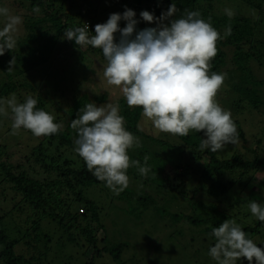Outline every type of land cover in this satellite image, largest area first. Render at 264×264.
<instances>
[{
    "label": "trees",
    "instance_id": "1",
    "mask_svg": "<svg viewBox=\"0 0 264 264\" xmlns=\"http://www.w3.org/2000/svg\"><path fill=\"white\" fill-rule=\"evenodd\" d=\"M11 1L14 2L10 4L16 2ZM25 1L29 2L26 8L32 12L31 21H22L23 29L20 33L25 34L24 38L19 39L18 35L14 34L18 39L15 45L18 47L17 51H6L0 56V72L8 81L0 86V99H9V95L16 92L25 97V91L28 89L35 93L31 85L16 82L14 78L22 77L25 73L41 67L53 70L49 77L44 79L51 85V88H47L52 91V94L49 93L51 98L55 99L58 91L61 96L65 95V81L77 84L75 79L66 80V77L73 75L76 68L83 70L81 68L85 57L93 54L105 60L100 49L79 47L73 41L65 39L66 30L87 24L89 31L95 34V25L105 23L110 14H122L126 7L136 13L137 20H140V12L145 10L158 18L174 2L178 9L174 18H181L187 11H198L222 36L225 28L231 26V35L217 41V52L211 60L210 71L221 73L224 68L234 67L229 78L234 80V77L238 76L239 80L234 82L231 90L222 85L223 92L218 97L226 99L227 94H231L230 108L242 106L240 108L247 109L256 117V135L253 138L257 140L256 145L259 146L262 142L259 138L264 139V120L257 116L261 114L259 110L264 105V90L260 89L264 86V80L258 79L250 67L255 64L264 70V0H225L226 6L217 11L214 10L212 0H113L99 12L86 0ZM22 3L23 0H20L15 9L25 7ZM34 7L39 8L38 13L33 11ZM226 10H231L232 15H227ZM148 25L140 20L137 29L143 30L149 27ZM125 26V22L121 21L120 27ZM152 26L156 27L154 24ZM62 52L68 54L63 64L58 60ZM13 58L14 66L9 70V61ZM37 95L39 93L36 91L35 96ZM51 98L48 103L52 107ZM89 102H94L97 106L111 103L105 94L94 97L88 96L87 93L75 94L72 105L63 116L64 129L57 134L42 136L41 142L25 154L18 151L9 153L4 145H0V193L11 197L12 203L4 201L13 204L12 210L5 213L1 207L7 205L0 203V264H98V258L108 252L103 245L106 237L97 208L93 201L84 197V192L92 187H103L112 191L104 182L96 179L74 151L76 132L70 126L71 121L77 118L79 110ZM116 104L119 105L127 130L135 137H143L166 146L165 142L143 133L140 125V107L130 108L125 100ZM43 105L44 101L41 99L37 107L41 109ZM235 126L238 133L237 142L246 143L247 138H252L253 133L247 128L244 132L239 121L235 122ZM176 136L184 144L183 148L177 147L176 151L181 153L183 158L188 150L191 157L188 158L190 165H178L175 169L174 180L181 184L186 179H189L191 184L196 181L194 192L197 196L205 195L217 200L216 205L212 207L201 204L199 207L203 216L189 217L190 223L207 225L212 230L225 220L231 219L238 209H245L249 214L248 204L251 200L264 203V195L258 196L253 184L257 179V189L264 188V159H259L257 150L250 151L253 157L251 161L238 150L232 152L229 157L219 158L218 151L200 150L203 132L191 131L187 136ZM50 140L57 143L55 155L52 156L45 153L48 147L44 146V143ZM235 146L236 143L228 144L223 149L229 153ZM142 150L153 160H137L139 167L153 165L156 159L146 147H142ZM15 157L19 159L13 166L7 160ZM157 168L165 186L168 187L173 176H170L167 170L164 171L162 166ZM191 169L197 177L189 178ZM127 192L128 190L124 189L119 194ZM232 193L234 198L231 201L228 196ZM222 198H229L231 205L223 204L226 201ZM217 206L221 207V213L218 216L213 214L215 218L212 219L211 212ZM243 230L251 237L260 231L264 232V223L256 220L251 227ZM258 247L263 248L264 244ZM122 251L123 246L119 245L109 253L115 261H119Z\"/></svg>",
    "mask_w": 264,
    "mask_h": 264
},
{
    "label": "clouds",
    "instance_id": "2",
    "mask_svg": "<svg viewBox=\"0 0 264 264\" xmlns=\"http://www.w3.org/2000/svg\"><path fill=\"white\" fill-rule=\"evenodd\" d=\"M33 11L38 13L39 8L34 7ZM177 11L174 2L158 18L147 10L141 11L140 20L155 23L156 27L138 30L140 20L126 7L122 14H110L105 23L95 25V34L83 24L66 30L64 38L76 46L102 51L107 85L119 90L128 107H140L142 116L155 130L178 136L203 132L200 150L216 152L238 139L231 112L216 100L226 74L210 71L217 41L231 35V26L225 28L222 36L198 11H187L181 18H174ZM226 14L231 16V10H226ZM0 18L3 56L16 45L14 34L22 17L0 6ZM121 21L126 24L123 28ZM14 61L15 58L9 61V70ZM37 104L38 99L32 95L20 103L9 101L13 134L25 129L40 137L61 130L62 125ZM4 112L0 102V114ZM70 126L76 132L74 151L111 191L119 194L128 187L130 166H137L141 174L148 171L139 167V161L130 159L129 150L138 146L139 140L127 130L118 104L97 106L89 102ZM248 208L253 217L264 223V203L251 200ZM210 235L215 242L208 255L215 264H242L245 259L248 264H264V248L258 247L235 220L227 219L213 227Z\"/></svg>",
    "mask_w": 264,
    "mask_h": 264
},
{
    "label": "rangeland",
    "instance_id": "3",
    "mask_svg": "<svg viewBox=\"0 0 264 264\" xmlns=\"http://www.w3.org/2000/svg\"><path fill=\"white\" fill-rule=\"evenodd\" d=\"M86 1L89 2L94 10H98L99 12L103 7L111 4L113 0ZM212 1L215 11L218 9L220 10V8L223 9V7L226 6L225 0H221L222 3H219L220 0ZM12 2L14 1L0 0V6L7 7L14 15L21 16L22 21H31L32 12L30 10L28 11L26 8L29 2L27 3L23 0L22 4L25 7L19 9L15 8H17V4L19 5L20 0H16L14 4H10ZM97 18L99 19V17ZM2 24L3 19L0 18V26H2ZM152 24L156 25L155 23ZM152 24L148 26L155 27L152 26ZM21 25L18 27L19 30L15 33V35H18L19 39L25 36L24 33H20V30L23 29ZM17 49L18 47H14L11 51L15 52ZM67 57L68 54L62 52L58 60L63 64ZM85 58L86 60L83 62L81 68L83 70L76 68L73 75L66 77V80L75 79L77 84L80 83L82 85L65 81V95L61 96L60 91H58L55 99L51 98L52 91L47 89L51 88V85L48 81L44 80L53 72L52 69L41 67L25 73L22 77L14 78V81L26 82L35 89V93L33 92L34 94L29 89L25 91V97L27 95H32L38 99V102L42 99L44 105L41 109L51 114L55 118L54 121H58L57 123L62 125L61 129H64L65 126L63 116L72 105L75 94L87 93L88 96L92 95V97L105 94L113 104L118 103L120 100H125L119 90L113 86L107 85L104 79L103 67L106 65V60H101L93 54ZM250 67L258 79L264 80V70L258 68L255 64H251ZM233 69L234 67L231 66L221 70V73L226 74L223 85L228 88L232 87L234 82L239 80L238 76L234 77V80H230V71H233ZM7 82V77L0 72V86ZM231 89L232 88L229 90ZM260 89L264 90V86L260 87ZM36 91L39 93L37 96H35ZM222 92L223 88L221 87L216 95L217 102L222 108L231 112L234 123L239 121L244 132L248 129L253 135L252 138H247L246 143L240 141L236 142V146L232 148L230 152L228 151L229 153H227V150L224 151V149L218 150L217 156L219 158H226L229 157L232 152L234 153L238 150L251 161L253 157L250 155V151L257 150L259 159L263 160L264 139L259 138V140H262L259 146L255 143L257 140L253 139L256 135V117L251 115L247 109L240 108L242 106L238 108H233L231 106V108H233L231 109L229 105L231 94H227L226 99L225 97L219 98L218 95ZM49 93L51 94L49 95ZM22 96L23 95L16 92L9 95V99H0V102H3L5 108V112L0 114V145H4L9 153H14V151H18L22 154L28 153L33 146L38 145L39 141L41 142L42 140V136H34L29 130L25 129H20L13 134L9 101L14 100L17 103L23 102L25 97ZM46 96L51 98L54 107L49 106V98H45ZM259 113H261L257 115L260 116L259 119L261 118L264 120V105L260 108ZM140 125L141 129L144 131L143 133H146L145 135L153 137L158 141L165 142L166 146L139 137L138 146H134L129 150L128 154L130 159L133 161L146 158L147 160H153L147 153L143 152L142 147H146L148 152L151 153V156L157 161L154 160L153 165L143 166L148 169L144 174H141L136 166L129 167L127 170L129 183L126 188L128 192L125 194L121 193L114 195L113 191H107L103 187H92L86 189L84 192V197L93 201L97 208L99 221L104 227V236L106 237V241L103 245L108 249V252L105 256H100L98 258V264H215V261L208 255L209 247L215 242L214 238L210 235L211 229L207 225L199 226L190 223L188 219L194 216L202 217L203 212L199 206L204 204L207 207H212L216 205L217 200L205 195L197 196L194 192L196 181H193V184H191L189 179H186L185 182L181 184L180 182L178 183L177 180H174L175 169L178 165H190L188 163V158L191 157L188 154V150H186L185 155L182 156L184 159L181 158V153L176 151L177 147L183 148L184 146L183 142L176 135L158 132L154 129L151 122L143 116L141 117ZM56 145L57 143L51 140L45 142L44 146L48 147L45 153L50 156L55 155ZM172 146L174 148H171ZM18 159L19 157H15L7 161H10L11 164L15 166L14 163L18 162ZM202 162L204 163L205 160H202ZM159 165L163 167L164 171L167 170L170 176H173L169 185L167 184L168 187L165 186L162 175L157 172V166ZM196 169L195 172L197 173ZM192 176L197 177L193 169L189 172V178H192ZM258 180H261V178H258ZM256 181H253L256 188L255 193L262 197L264 195V188L257 189L258 183H256ZM228 197L232 201L234 198L233 193ZM229 198H222L223 201H226L223 203L226 206L231 205ZM11 199V197L9 198L5 194L2 195L0 193V203L2 205L4 203L7 205L6 207H3L5 205L1 207V209L5 210V213L12 210L13 204H11ZM4 200H8L11 203L5 202ZM145 202L147 204H144ZM219 202L221 204L220 200ZM214 209L215 210L211 212L212 219L215 218L213 214L218 216L221 213V207L219 208L217 206ZM249 214L245 212V209H238L229 220H235L242 229H245L251 227L252 223L257 220ZM249 238L256 242L258 244L257 246H262L264 244V232L262 231ZM119 245L123 246V251L119 257V261H115L109 252ZM242 264H248V261L245 259L242 261ZM253 264H255V261H253Z\"/></svg>",
    "mask_w": 264,
    "mask_h": 264
}]
</instances>
